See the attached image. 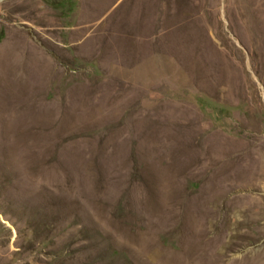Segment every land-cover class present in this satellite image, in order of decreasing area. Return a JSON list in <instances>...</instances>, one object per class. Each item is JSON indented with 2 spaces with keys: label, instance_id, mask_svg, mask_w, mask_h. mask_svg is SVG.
Listing matches in <instances>:
<instances>
[{
  "label": "rangeland",
  "instance_id": "rangeland-1",
  "mask_svg": "<svg viewBox=\"0 0 264 264\" xmlns=\"http://www.w3.org/2000/svg\"><path fill=\"white\" fill-rule=\"evenodd\" d=\"M151 1L0 0V264H264V0Z\"/></svg>",
  "mask_w": 264,
  "mask_h": 264
},
{
  "label": "crops",
  "instance_id": "crops-1",
  "mask_svg": "<svg viewBox=\"0 0 264 264\" xmlns=\"http://www.w3.org/2000/svg\"><path fill=\"white\" fill-rule=\"evenodd\" d=\"M135 1V2H134ZM141 5V11L142 13L145 12L146 15V24L147 26L150 25L149 22V16L151 10H150V6L149 5H158V3H154V1L151 0H75V5H77V7L79 8L78 10V15L79 18L81 16V18L79 19V21H77V24H75L74 26L70 28L74 27V30H77V28L82 31V32H86V30H83L82 27H86L89 25V20H92V18L95 17H102L101 19H109L110 16L113 15L114 10L116 8L117 5ZM73 4V5H74ZM159 5H166L165 3H160ZM168 5V4H167ZM123 14V12L121 13ZM130 15V14H129ZM129 15L127 16L129 18L130 21H127V24L131 22V17H129ZM132 16V15H131ZM86 17L91 18V19H86ZM134 22V21H133ZM120 23V22H119ZM111 25H113V23L111 22ZM69 32L71 34H73V29L69 30ZM178 32H180V29H178ZM170 34V33H169ZM169 34H163V40H161L162 42V46H158L157 44L154 45L153 47L155 50H168V49H172V51L174 50V46L178 49V50H188L189 49V36L187 34V36L185 37V45H184V39L182 36L183 34L180 32L178 33V35L172 36ZM70 37V36H69ZM162 37V36H161ZM73 41L72 45V49H76V43H79L80 41H75V39L71 38ZM152 42L153 39H151L149 36H139L137 39H135L132 36H129V38H119L116 39L114 41V39H112L111 43H109L110 46H106V50H110L113 49L112 52L114 51H120V52H128V51H132L133 49H141V51H146L149 48V45L152 46ZM163 43L164 46H163ZM127 54V53H126ZM125 54V55H126ZM114 55V54H112ZM162 56H167L166 53L162 54ZM169 56H173L171 54H169Z\"/></svg>",
  "mask_w": 264,
  "mask_h": 264
},
{
  "label": "bare ground",
  "instance_id": "bare-ground-1",
  "mask_svg": "<svg viewBox=\"0 0 264 264\" xmlns=\"http://www.w3.org/2000/svg\"><path fill=\"white\" fill-rule=\"evenodd\" d=\"M15 52V51H14ZM8 53H9V43L8 44H6L5 45V47L0 51V64H1V69H3V72H5V75H6V73H7V71L6 70H4V69H6V67L9 69V70H11L12 69V67H13V63L12 62H9V64H7V58L9 57V55H8ZM15 57V56H14ZM18 60V59H17ZM3 65H5V66H3ZM4 67V68H3ZM11 82V84H14V85H17V86H19V87H24L25 86V84H27V78H25L24 76H19V77H15L14 79L13 78H11V79H9ZM197 121V120H196ZM196 123V122H195ZM194 125V124H193ZM192 133V132H191ZM214 153H218V152H220L221 151V149H218V145H217V143H215L214 145ZM218 149V150H217ZM209 170V169H208ZM190 181V180H189ZM199 181V180H198ZM234 183V182H233ZM192 190V189H191ZM189 194V193H188ZM235 195V194H234ZM187 216L189 217V218H192L193 217V214L192 213H189V214H187Z\"/></svg>",
  "mask_w": 264,
  "mask_h": 264
}]
</instances>
